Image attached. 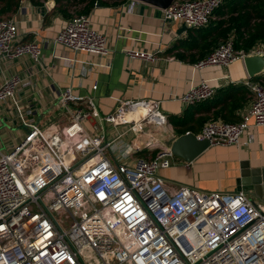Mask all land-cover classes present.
<instances>
[{"label":"built area","instance_id":"built-area-1","mask_svg":"<svg viewBox=\"0 0 264 264\" xmlns=\"http://www.w3.org/2000/svg\"><path fill=\"white\" fill-rule=\"evenodd\" d=\"M224 2L175 0L162 10V20L205 27ZM138 3L130 0L127 11L133 13ZM69 11L72 16L55 37L26 42L19 39L15 18H1L0 66L23 56L40 64L44 48L52 45L107 55L108 38L93 27L89 14ZM249 53H264V44L246 52L229 39L195 66H229ZM127 54L132 60L157 59L155 52ZM245 84L255 96L241 121L211 120L196 134L199 139L239 144L251 118L264 124V86ZM24 85L18 75L6 76L0 85V103H9L26 129L11 149L0 150V264H264V202L253 203L243 191L170 185L160 175L174 163L169 146L152 158H134L156 145L157 132L138 145L141 131H162L170 124L162 100L120 99L102 114L94 96L59 87L56 107L69 121L43 125L35 99L20 96ZM216 91L201 79L180 100L188 106ZM128 133L133 140L122 153H113Z\"/></svg>","mask_w":264,"mask_h":264},{"label":"crops","instance_id":"crops-1","mask_svg":"<svg viewBox=\"0 0 264 264\" xmlns=\"http://www.w3.org/2000/svg\"><path fill=\"white\" fill-rule=\"evenodd\" d=\"M46 2L21 0L17 11L7 14L17 21L21 41L55 37L67 24L69 7L68 12L66 9L63 11L56 2L55 7L49 10ZM129 4L130 0H101L88 13L93 27L108 38L110 52L107 55L89 51L76 53L63 45H52L44 48L40 64L30 56H23L1 65L0 85L6 76H20L26 83L20 96L35 99L41 123L54 122L60 126L69 120L56 107L55 88L59 87L72 86L75 94L94 96L102 114L115 109L120 99L162 100L163 110L170 120L183 114L187 106L180 98L201 79H206L217 89L227 87L231 81L234 85H247L245 83L250 81L264 86V77L258 81L251 80L243 59H237L229 66L197 68L189 56L196 52L195 49L181 48L179 52L185 53L186 58L179 56L177 49L171 51L177 41L189 37V29L183 23H164L160 8L142 2L136 5L133 13H129ZM128 50L155 52L157 59L132 60ZM96 83L98 88L94 90ZM254 96L252 91L251 99L238 111L240 117L252 105ZM249 123L239 144L211 145L191 163L175 156L173 165L161 169L160 175L172 186L187 184L204 190L235 191L242 161L250 162L252 168L264 167V124L256 125L254 118ZM165 129L157 131L154 149L139 150L134 158H152L160 148L167 146L172 135L179 136L171 122ZM25 133V127L16 118L10 104L0 103V150L6 152L11 149ZM123 139L113 153H122L133 137ZM138 141L135 140L140 145Z\"/></svg>","mask_w":264,"mask_h":264},{"label":"trees","instance_id":"trees-1","mask_svg":"<svg viewBox=\"0 0 264 264\" xmlns=\"http://www.w3.org/2000/svg\"><path fill=\"white\" fill-rule=\"evenodd\" d=\"M71 1L83 4L80 14H88L96 3H101V0H56L60 8L63 11L66 9L67 12ZM20 3L21 0H0V19L17 11ZM69 14L71 17V13ZM214 16L216 18H212L207 26L190 28L188 39L177 41L171 51L177 49V54L186 58L185 53L179 50L195 49L196 52L189 56L192 62H198L207 57L221 42L231 38L234 40L236 50L246 52L264 44V0H225L215 10ZM261 77L264 76L257 75L251 80L258 81ZM251 96L252 91L247 85L230 83L227 87L217 89L212 98L188 105L182 115L172 117L170 122L179 135L188 131L198 133L206 122L211 120L239 122L241 117L238 111L248 103Z\"/></svg>","mask_w":264,"mask_h":264},{"label":"water","instance_id":"water-1","mask_svg":"<svg viewBox=\"0 0 264 264\" xmlns=\"http://www.w3.org/2000/svg\"><path fill=\"white\" fill-rule=\"evenodd\" d=\"M137 1L164 10L169 8L175 0ZM55 4L56 0H48L46 2L49 10H52ZM243 61L250 78L264 73V53H249L243 57ZM166 145L172 149L175 156L182 158L187 163H191L211 146V142L208 139H199L194 132L188 131L178 137L172 135ZM240 166V175L236 179L235 191L247 193L253 203L264 202V167L252 168L248 161H242Z\"/></svg>","mask_w":264,"mask_h":264},{"label":"rangeland","instance_id":"rangeland-1","mask_svg":"<svg viewBox=\"0 0 264 264\" xmlns=\"http://www.w3.org/2000/svg\"><path fill=\"white\" fill-rule=\"evenodd\" d=\"M42 1L45 2V0H42ZM68 7H69V9L72 11V13L75 14V13H79V12L81 11V9H82V7H83V4L77 3L76 1H71V2L69 3ZM4 18H8L7 15L4 16ZM231 37H233V36H231ZM231 39H232V38H231ZM223 42H225V41H223ZM223 42H221V43H223ZM207 122H209V121H207ZM207 122H206V123H207ZM154 132L156 133L157 130H154L153 128H148L147 131H145V132H142V131H141V134H140V137H139V141H138L139 144H140L141 146H144L148 140L153 139L152 137H153V135H154ZM126 137H134V135H133L132 133H128V134H127L126 136H124L123 138H126ZM123 140H124V139H123ZM145 157H146V158H150V157H148V156H145Z\"/></svg>","mask_w":264,"mask_h":264}]
</instances>
